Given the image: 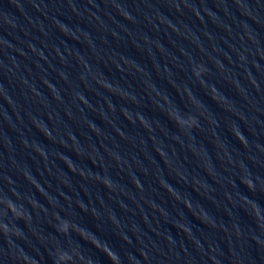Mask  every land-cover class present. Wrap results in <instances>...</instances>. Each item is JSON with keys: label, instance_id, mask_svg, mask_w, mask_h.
I'll list each match as a JSON object with an SVG mask.
<instances>
[{"label": "water", "instance_id": "obj_1", "mask_svg": "<svg viewBox=\"0 0 264 264\" xmlns=\"http://www.w3.org/2000/svg\"><path fill=\"white\" fill-rule=\"evenodd\" d=\"M0 264H264V0H0Z\"/></svg>", "mask_w": 264, "mask_h": 264}, {"label": "clouds", "instance_id": "obj_2", "mask_svg": "<svg viewBox=\"0 0 264 264\" xmlns=\"http://www.w3.org/2000/svg\"><path fill=\"white\" fill-rule=\"evenodd\" d=\"M196 124H197V122H196L195 120H193V126H196ZM247 186H248L249 188L252 187V185H251L250 183H249ZM106 255L109 256V259H110V260H114V256H113L112 254L106 252Z\"/></svg>", "mask_w": 264, "mask_h": 264}]
</instances>
